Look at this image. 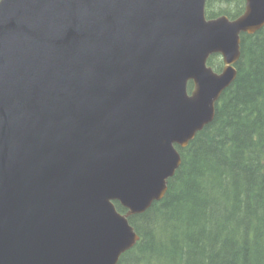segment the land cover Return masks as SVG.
<instances>
[{"label": "water", "instance_id": "1", "mask_svg": "<svg viewBox=\"0 0 264 264\" xmlns=\"http://www.w3.org/2000/svg\"><path fill=\"white\" fill-rule=\"evenodd\" d=\"M206 4L0 0V264H118L140 240L129 217L164 198L264 27V0Z\"/></svg>", "mask_w": 264, "mask_h": 264}, {"label": "trees", "instance_id": "2", "mask_svg": "<svg viewBox=\"0 0 264 264\" xmlns=\"http://www.w3.org/2000/svg\"><path fill=\"white\" fill-rule=\"evenodd\" d=\"M244 8L208 0L206 12L235 18ZM209 64L220 71L221 56ZM236 67L214 120L178 146L182 164L164 198L129 217L140 240L118 264H264V27L242 34Z\"/></svg>", "mask_w": 264, "mask_h": 264}, {"label": "rangeland", "instance_id": "3", "mask_svg": "<svg viewBox=\"0 0 264 264\" xmlns=\"http://www.w3.org/2000/svg\"><path fill=\"white\" fill-rule=\"evenodd\" d=\"M233 4V3H232ZM231 3L230 4H227L226 2H219L218 3V5H217V7H227V6H230V5H232ZM233 7V6H232Z\"/></svg>", "mask_w": 264, "mask_h": 264}, {"label": "bare ground", "instance_id": "4", "mask_svg": "<svg viewBox=\"0 0 264 264\" xmlns=\"http://www.w3.org/2000/svg\"><path fill=\"white\" fill-rule=\"evenodd\" d=\"M206 17H207L208 19H210V18H215L216 16H214V17H209V16L207 15V13H206Z\"/></svg>", "mask_w": 264, "mask_h": 264}]
</instances>
